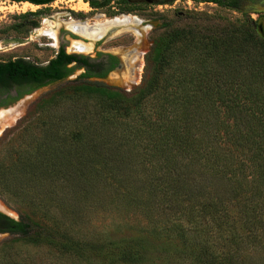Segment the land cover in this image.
<instances>
[{"label":"trees","instance_id":"1","mask_svg":"<svg viewBox=\"0 0 264 264\" xmlns=\"http://www.w3.org/2000/svg\"><path fill=\"white\" fill-rule=\"evenodd\" d=\"M10 1L43 6L55 0ZM86 1L98 9L112 0ZM113 1L125 13L134 3ZM190 1L241 17L188 12L187 22L164 25L151 40L140 83L128 93L84 81L37 105L38 116L69 98L95 100L98 112L73 120L81 129L64 134L55 128L33 138L28 122L13 131L19 154L10 180L27 214L13 220L0 213V234L15 237L2 250L43 248L96 264H264V31L249 17L259 15L264 0ZM21 24H9L7 30L18 32ZM81 59L58 49L44 64L0 61V107L63 80ZM94 116L111 137V170L117 163L142 172L111 174L106 181L62 172L74 169L81 153L94 154L98 166L107 161L106 147L87 142V136H96L80 124ZM57 138L78 149L56 153ZM100 183L111 186V240L94 223L75 222L67 206L73 197L94 210ZM28 257L18 264H38Z\"/></svg>","mask_w":264,"mask_h":264},{"label":"rangeland","instance_id":"2","mask_svg":"<svg viewBox=\"0 0 264 264\" xmlns=\"http://www.w3.org/2000/svg\"><path fill=\"white\" fill-rule=\"evenodd\" d=\"M103 1V0H98ZM136 3L130 7L128 13L120 11V6L113 0L103 5V7L91 8L86 0H55L50 4L43 6H33L27 2H12L10 0H0V61L11 60L15 58H24L35 64H44L50 59L58 46L63 45L66 53H76L73 41L84 44L85 50L81 54L85 56H93L96 52H112L122 57L125 53L129 54L127 69L132 72V78L129 83L116 84L112 81L111 76H107L102 82L105 85L119 87L128 93L139 85L143 66L144 57L148 52L151 40L162 33V26L169 25L171 27L180 26L187 22V13L202 12L217 18L234 20L240 18L238 12L218 8L214 4L205 2H192L190 0H175L169 4L152 5ZM259 15L249 13V17L257 20V28L264 31V8H257ZM40 12L34 16H28L25 20L14 17L26 12ZM124 16V17H121ZM126 16L135 17L142 22L141 26L132 23L115 25L118 30L112 32L106 38L92 39L90 37L74 33L69 29V23L72 22L78 26L90 27L95 24H103L108 20L119 18L126 20ZM216 18V19H217ZM23 26L20 31L15 32L7 30V26L12 23H18ZM30 22H35V27H29ZM113 25V24H112ZM72 34V35H71ZM81 70H73L71 75L61 81L40 87L31 93L22 96L12 104L22 102L19 111L12 116L9 114L0 122V213L13 219L19 220L26 216L25 208L18 200V191L10 180L12 174L13 163L18 157L15 136L13 131L28 123L34 126L33 138L41 135H49V132L55 128L64 134L71 133L81 127L74 122L81 115H91L98 112L99 104L91 98L76 97L59 104L57 107L47 111L44 115L37 116V105L39 102L48 97L51 93L82 83L85 80L78 78ZM89 81V80H88ZM90 81H92L90 79ZM25 104V105H24ZM1 108L4 107H0ZM37 117V119H36ZM93 120L80 122L81 126H86L90 130V134H95L96 139L87 136L86 141L91 142L95 146H105L102 154L105 156L102 166L96 165V157L89 154L88 158L81 153L78 165L74 169L68 168L62 171L69 177L80 176H98L104 178L105 181L109 175L127 176L132 173H140L142 171L129 170L122 165L114 164L117 169L111 170V137H108L106 131L100 130L99 123L96 122V116ZM74 120V122H73ZM79 123V122H77ZM99 125V126H98ZM99 128V129H98ZM13 142H12V141ZM11 141V142H10ZM55 152L62 148L63 150H77V146L69 143L67 140L55 139ZM18 153V154H17ZM77 154V153H75ZM71 174V175H70ZM108 176V177H107ZM95 200H99V204L95 205L94 210L89 206L79 204L73 197L67 198L70 206V214L75 222H88L97 225L100 231L105 233L107 239L114 237V226L111 225L113 217H111V186L100 183L95 186ZM95 200L93 202H95ZM98 203V202H97ZM103 235L98 234V238ZM9 234H0V264H18L20 257L29 256L33 262L38 264H96L91 260L90 263L79 261L70 255H61L54 251H48L43 248H20L14 246L10 250H2L3 243L14 239ZM28 257V258H29Z\"/></svg>","mask_w":264,"mask_h":264},{"label":"flooded vegetation","instance_id":"3","mask_svg":"<svg viewBox=\"0 0 264 264\" xmlns=\"http://www.w3.org/2000/svg\"><path fill=\"white\" fill-rule=\"evenodd\" d=\"M133 6L136 3H141L140 1L133 0ZM144 2H149V0H144ZM35 6V5H34ZM124 17V16H121ZM126 20H120L119 18L108 20L103 24H95L90 27L86 26H78L72 22L69 23V29L80 35H84L90 37L92 39H101L106 38L112 32H115L119 29V27H114L115 25H123L132 23L133 25L141 26L142 22L135 17H125ZM117 20V21H116ZM119 22V23H118ZM113 24V25H112ZM72 35V34H71ZM73 46L76 53H67L76 55L81 59V66L76 70H81V73H87L88 75L82 79L87 82H98L105 85L102 81L109 75L117 85L118 84H126L129 83L132 78V72L127 69V62L129 61V54H124L122 57L117 53L112 52H96L93 56H85L81 54L85 50L84 44L73 41ZM76 45V46H75ZM58 49H62L64 51L63 45L58 46ZM55 51V52H56ZM65 52V51H64ZM66 53V52H65ZM72 65V64H71ZM70 66V65H69ZM80 73V74H81ZM71 75V74H70ZM90 79L92 81H90ZM89 80V81H88ZM106 87L116 90L119 92L125 91L119 87H112L105 85ZM10 95H14L13 91H10Z\"/></svg>","mask_w":264,"mask_h":264},{"label":"bare ground","instance_id":"4","mask_svg":"<svg viewBox=\"0 0 264 264\" xmlns=\"http://www.w3.org/2000/svg\"><path fill=\"white\" fill-rule=\"evenodd\" d=\"M117 21V20H116ZM119 23V22H118ZM76 46V45H75ZM115 83V82H114ZM23 101L18 102L15 106L7 110L6 112H0V122L3 121V119L6 118L7 115L12 114V116H15V114L19 111V108L21 106ZM25 105V104H24ZM8 118V117H7ZM6 118V119H7Z\"/></svg>","mask_w":264,"mask_h":264},{"label":"water","instance_id":"5","mask_svg":"<svg viewBox=\"0 0 264 264\" xmlns=\"http://www.w3.org/2000/svg\"><path fill=\"white\" fill-rule=\"evenodd\" d=\"M28 3V2H27ZM31 4V3H29ZM33 5V4H31ZM34 6V5H33ZM27 95V94H26ZM25 96V95H24ZM18 103V102H17ZM17 103H15L14 105H11L10 107H4V108H1L0 112H6L7 110H9L10 108H12L13 106H15Z\"/></svg>","mask_w":264,"mask_h":264}]
</instances>
